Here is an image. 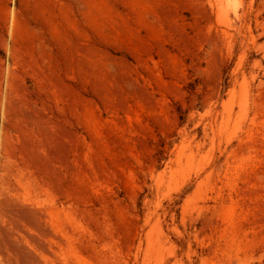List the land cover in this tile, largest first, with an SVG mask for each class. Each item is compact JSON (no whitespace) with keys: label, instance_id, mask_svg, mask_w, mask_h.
Masks as SVG:
<instances>
[{"label":"rangeland","instance_id":"1","mask_svg":"<svg viewBox=\"0 0 264 264\" xmlns=\"http://www.w3.org/2000/svg\"><path fill=\"white\" fill-rule=\"evenodd\" d=\"M0 264H264V0H0Z\"/></svg>","mask_w":264,"mask_h":264}]
</instances>
